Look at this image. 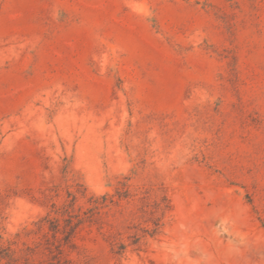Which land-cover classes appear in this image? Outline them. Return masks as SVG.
I'll return each mask as SVG.
<instances>
[{"label":"rangeland","instance_id":"1","mask_svg":"<svg viewBox=\"0 0 264 264\" xmlns=\"http://www.w3.org/2000/svg\"><path fill=\"white\" fill-rule=\"evenodd\" d=\"M0 264H264V0H0Z\"/></svg>","mask_w":264,"mask_h":264}]
</instances>
